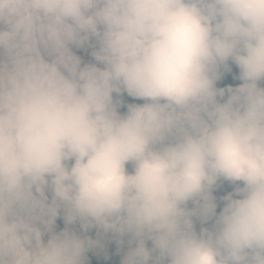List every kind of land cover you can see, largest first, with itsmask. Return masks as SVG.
<instances>
[{
	"label": "clouds",
	"instance_id": "obj_1",
	"mask_svg": "<svg viewBox=\"0 0 264 264\" xmlns=\"http://www.w3.org/2000/svg\"><path fill=\"white\" fill-rule=\"evenodd\" d=\"M61 213L122 264H264V0H0V264H85Z\"/></svg>",
	"mask_w": 264,
	"mask_h": 264
},
{
	"label": "rangeland",
	"instance_id": "obj_2",
	"mask_svg": "<svg viewBox=\"0 0 264 264\" xmlns=\"http://www.w3.org/2000/svg\"><path fill=\"white\" fill-rule=\"evenodd\" d=\"M97 43L95 39H91L89 42L85 43L82 47H76V46H71L73 53L78 56L81 59L82 66L85 64H90V63H95V60L92 56V51L97 47ZM217 75L218 79L215 82V87L217 89H223L225 91V95L223 98L218 97V99L223 102L228 98V91L227 89L229 88H236L238 87L243 81L240 79V70L238 66H236L231 60L226 62L223 65H220L218 67ZM116 99H120L123 101V103H129V104H143L146 101L136 98V97H131L129 96L126 92H121V93H113V101ZM129 167H132L131 164L128 165ZM219 179L217 180V182ZM229 186L233 188V193H235V189L238 186L242 187V182L237 181L235 183L228 181ZM190 208L193 207L191 203L188 205ZM63 213H61L60 216H62ZM78 223V222H77ZM74 224L72 225H66V227H70L73 231L79 230L78 234H80V226L73 227ZM201 226L200 221H196V229L199 231ZM129 237H119L118 235L108 232V243H110V248H117V253L118 256L114 257L112 256V259H107L102 256H89L85 254V264H122L123 256L121 255V252H127L129 249ZM102 245V244H101ZM150 246V245H149Z\"/></svg>",
	"mask_w": 264,
	"mask_h": 264
},
{
	"label": "trees",
	"instance_id": "obj_3",
	"mask_svg": "<svg viewBox=\"0 0 264 264\" xmlns=\"http://www.w3.org/2000/svg\"><path fill=\"white\" fill-rule=\"evenodd\" d=\"M113 102L117 107V111L121 115L126 114V112L128 110V105H130L129 103H123V101L120 99H116ZM127 167H128V170L131 172L132 167H129V166H127ZM230 193H233V188H231L229 186L228 180L220 178L219 181L216 182V184L213 186V188L211 190V195L214 198V201L217 205V208H216L217 214H219V212L222 210L224 204L226 203L224 198L226 196H228ZM211 224H212V221H208L207 224L201 225L200 227H202V226L210 227ZM77 226H80V234H78L79 230H75L74 232H76L82 238H88V239H91V240L96 242L91 248H89L86 251V253H85L86 255H89L90 257L95 256V255H97V256L100 255V256L107 258V259H110V260L112 259V256H114V257L118 256L119 253H117V251H118L117 248H113V247L110 248V243H108V232L106 233L103 231V229H99L96 227H91V228H88L87 230H85L81 226V223L79 221H78V223L76 222L73 227H77ZM65 227H66V224H65L63 215L58 216L56 219L54 230L58 232V231L63 230ZM149 245H150V242H149ZM125 254H126V252H124V251L121 252V255L123 257Z\"/></svg>",
	"mask_w": 264,
	"mask_h": 264
}]
</instances>
